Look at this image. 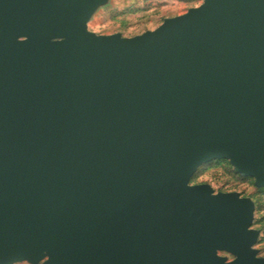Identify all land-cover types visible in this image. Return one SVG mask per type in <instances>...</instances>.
<instances>
[{"label": "water", "instance_id": "water-1", "mask_svg": "<svg viewBox=\"0 0 264 264\" xmlns=\"http://www.w3.org/2000/svg\"><path fill=\"white\" fill-rule=\"evenodd\" d=\"M105 0H0V264H264V0H203L134 36ZM220 252L235 257L228 260Z\"/></svg>", "mask_w": 264, "mask_h": 264}, {"label": "rangeland", "instance_id": "rangeland-1", "mask_svg": "<svg viewBox=\"0 0 264 264\" xmlns=\"http://www.w3.org/2000/svg\"><path fill=\"white\" fill-rule=\"evenodd\" d=\"M202 3L203 0H105L89 19L88 28L97 34L119 32L123 36H134L153 30L166 18L183 14ZM190 183H207L214 192H237L253 201L250 228L258 231L253 248L264 258V186L256 185L254 177L237 172L229 159H212L200 165ZM220 254L228 260L235 257L228 252ZM13 264L31 263L19 261Z\"/></svg>", "mask_w": 264, "mask_h": 264}]
</instances>
